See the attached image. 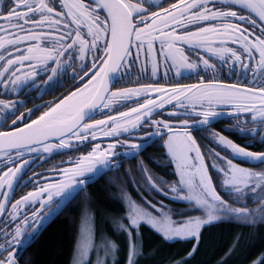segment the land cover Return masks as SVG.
<instances>
[{
	"label": "snow or ice",
	"instance_id": "1",
	"mask_svg": "<svg viewBox=\"0 0 264 264\" xmlns=\"http://www.w3.org/2000/svg\"><path fill=\"white\" fill-rule=\"evenodd\" d=\"M2 5L0 0V95L19 94L20 87L30 82L40 91L37 99H43L64 86L58 77L78 66L69 75L74 88L48 104L24 112L26 101L0 99V264H18L49 216L60 214L80 193L87 197V187L101 174L119 170V158H135L153 136L163 139L162 129L168 133L166 155L177 179L168 188L157 187L168 181L153 177L142 163L143 183L126 174L137 188L154 189L188 207L181 212L162 200L142 196L135 201L125 196L124 219L129 224L121 227L131 238L128 264H136L139 244L133 232L142 224L166 240H195L188 253L191 257L202 226L224 216L251 224L264 222V168L253 171L239 166L264 165V151H249L252 145L238 146L212 133V142L227 153L202 152L193 135L198 128L208 130L220 116L240 121L244 114L245 123L258 126L241 129L237 123L229 131L251 137L253 143L259 136L258 142L264 144L260 136L264 131V0H10L7 9ZM185 48L194 60H189ZM138 63L145 70L151 65L150 76L157 83L161 64L167 69L162 75L168 79L183 76L184 70L188 78L199 76L200 80L170 89L145 84L112 91L110 82L132 81V69ZM173 69L174 76H169ZM225 71L238 75L237 82L217 78ZM41 75L47 83L38 86L35 81ZM136 79L138 83L140 77ZM242 81L249 82L241 86ZM122 101L124 107L128 101L137 106L120 111ZM220 106L228 111H218ZM42 109L46 110L33 119ZM157 115L162 118L156 119ZM174 127L183 130L173 131ZM98 136L116 143L101 148ZM137 137L139 143H128ZM118 146L127 150L119 152ZM69 150H86L87 155L67 161L76 167L51 174L62 177L59 182H49L45 173L24 180L33 165L39 166L36 161L41 156L48 160ZM29 184L35 190L12 203L15 192ZM221 191L235 198L229 203ZM242 199H252L260 207L232 206ZM94 233L89 216L83 213L77 264H110L115 245L104 237L94 242ZM255 264H264V255Z\"/></svg>",
	"mask_w": 264,
	"mask_h": 264
},
{
	"label": "trees",
	"instance_id": "2",
	"mask_svg": "<svg viewBox=\"0 0 264 264\" xmlns=\"http://www.w3.org/2000/svg\"><path fill=\"white\" fill-rule=\"evenodd\" d=\"M165 147L157 141L148 145L135 158H122L118 171H107L86 189L84 193L68 202L67 210L54 219L42 232L30 249L24 264H71L74 249L79 239L81 216L87 213L95 230V239L108 237L118 244V258L115 264H127L130 241L120 234L121 226L129 224L124 217L125 196L135 201L141 197L154 202L162 200L169 208L184 212L185 202L170 200L154 189L137 188L129 182L126 173L141 183L143 173L141 163L155 175L169 178L171 165L167 163ZM111 181H114L112 183ZM231 201L235 198L224 195ZM246 204L249 210H255L252 199L241 200L236 206ZM234 205V206H235ZM200 216L201 212H191ZM187 215L184 219H187ZM175 219V217H174ZM140 253L136 264H255L264 255V222L251 224L242 219L226 217L202 227L199 245L194 255L188 256L196 244L195 240L162 238L147 224L140 227ZM125 231V230H124Z\"/></svg>",
	"mask_w": 264,
	"mask_h": 264
},
{
	"label": "flooded vegetation",
	"instance_id": "3",
	"mask_svg": "<svg viewBox=\"0 0 264 264\" xmlns=\"http://www.w3.org/2000/svg\"><path fill=\"white\" fill-rule=\"evenodd\" d=\"M5 9H7V7L10 6V0H3V5H2ZM165 6L167 7L168 5L165 4ZM185 54L189 55V50L187 48H185ZM204 58H208L206 55L204 56ZM159 59L162 60V57H160ZM195 57L192 55H189V60H194ZM210 63H219L218 61L215 60H210ZM78 65L74 64L72 69L68 70V74H64L61 77H58L59 79H62L65 81L64 86L60 87V88H55L54 89V94H47L43 96V99H37V97L40 95V91L38 89H33L32 85L30 82H26L24 85H22L20 87V92L19 94L16 93H12L11 95H0V99H3L6 103H15V101L20 100V101H26V107L21 109V111L26 112L27 109L29 108H33L36 105H40V104H48L54 100H56L58 97L63 96L64 93L68 92L69 89H73L74 88V82H71L69 80V75L71 73V71H73ZM202 67V65H201ZM150 68L151 65L149 64L147 66V69H143L140 66V63L137 64V66L135 68L132 69L133 72V79L132 81H128V80H124L123 82L117 83L115 85L112 86V91H117L120 90L124 87H139L141 85H145V84H154L157 87H165L170 89L171 87H175L177 86V84H181V85H187V84H195V83H199L200 77L199 76H192L191 78H188L189 73L187 71H183V76L181 77H176L175 79H168V77H165L162 75L163 72L167 71V69L164 67L163 64L160 65L159 68V72L161 73L159 81L157 83L156 78H153L150 76ZM141 73H144L145 75H148L147 79H144L141 76ZM175 73V69L172 70V72L169 73V76H174ZM203 74V73H202ZM212 73H208L207 76H211ZM137 77H140L139 82L137 83ZM218 79H222V81L224 83H236L237 79H238V75H230L227 71H225V73L223 74V76H218ZM36 85L38 86H43L44 84L47 83V77L41 75L40 77L36 78ZM249 81H242L241 86H244L246 83H248ZM154 95V94H153ZM128 106L124 107L123 104L124 102H120L119 110L120 111H128L130 109V107L132 106H137L134 101H128ZM166 108L170 109L171 105H167ZM46 110V109H42L41 112H37L36 116L33 117V119H35L36 117H38L40 114H42V111ZM199 110V109H197ZM218 111H228V109L225 106H220L219 108H217ZM105 112H107V110H104ZM113 114H116L115 112ZM166 115V113H165ZM243 115L242 114V118L240 121H235L232 119V117L230 115H224V116H220L217 119L213 120L211 127L208 130H204L203 128H198L195 132H193V135L195 136V138L197 139V143L199 145L202 144H207L209 146H212V133H218L219 135L224 136L226 139L231 140L233 143H235L238 146H244V145H252L251 147H249L247 150L249 151H264V147H262L258 141H259V136L256 137V143H253V140L251 137H242L238 134L237 131H229V129H232L234 127L235 124L239 123L241 126V129H251L254 130L258 125H254L252 123H245L243 120ZM96 118H106L103 115H98ZM156 119H161L162 117L157 115L155 116ZM174 122H175V118H171ZM92 122V121H89ZM182 122V121H180ZM189 123H192V119H189ZM183 129L179 128V127H174L173 131H182ZM153 131H155L153 129ZM162 132H164V138L160 139L159 136L154 140V142L152 144H154L157 141H163L167 138V130H161ZM154 137V136H153ZM120 139H124L123 137H121ZM96 142H99L101 145V148H105L107 146L108 143H116V140L114 139H109V138H105L103 136H98V140ZM139 138H134L131 141H128V143H139ZM72 143H76L75 140L72 141ZM95 143V142H94ZM127 149L125 148H120L119 146L117 147V151L119 152H124ZM222 152V154H226L227 152L223 151L224 149H218ZM201 151L204 152L205 150H203V147H201ZM83 153V151L81 150H76V151H72L69 150L66 153H62V154H58L55 156H52L50 159L45 160L44 156H41L39 158V160L36 161V164H38L39 166H35L33 165L32 169L25 174L24 176V180H28L30 177L39 174V173H45V177L49 180V182L51 183H55V182H59V179H62V177L60 176H56L55 178L52 177L51 174L56 173L58 170L61 169H66L69 168V165H65V167L62 166H58L63 160L67 161L68 157H74V156H78L79 154ZM31 158V157H29ZM120 160L122 159L119 158ZM206 159H208L206 157ZM54 161V162H53ZM89 162H86V164ZM45 177L41 178L40 182H43V179ZM35 190V186L34 184H29L27 186L22 187L21 189H19L18 191L15 192L14 198L12 199V203H15V201L17 199H19L21 196L26 195L27 192L29 191H34ZM67 205L68 202L66 203V206L64 208V210H62L60 212L63 213L67 210ZM10 207V206H9ZM37 208L39 207L38 205L36 206ZM53 207H55V205H53ZM45 215H47V213H44ZM58 214V215H60ZM58 215H55L53 218L52 216H49L45 221L44 224L46 223V221H48L50 218V222L42 229V232L46 229V227L54 220L58 217ZM32 231V229H28V232L30 233ZM41 234L38 236V238L41 236ZM35 239L34 242H32L29 246L26 247V249L23 251L22 253V259L18 260V264H24L25 259L30 251V249L32 248V246L35 244V242L37 241V239Z\"/></svg>",
	"mask_w": 264,
	"mask_h": 264
},
{
	"label": "rangeland",
	"instance_id": "4",
	"mask_svg": "<svg viewBox=\"0 0 264 264\" xmlns=\"http://www.w3.org/2000/svg\"><path fill=\"white\" fill-rule=\"evenodd\" d=\"M260 136H264V131H262L261 133H260ZM166 140H167V138L165 139V140H163V141H160L163 145H164V147H165V153H166ZM262 147H264V144H262L261 145ZM200 147H203V150H207V149H215V150H218L219 148H218V146L216 145V144H214L213 142H212V146H209V145H207V144H202V145H200ZM223 151H225V152H227V150H223ZM225 154V153H224ZM85 155H87V151L86 150H84L83 151V153H81V154H79L78 156H74V157H68L67 158V161H73V160H79L81 157H83V156H85ZM168 158V157H167ZM207 160L208 159H206V162H207ZM67 161L66 160H63L58 166H62V167H65V165H69V168H73V167H76V164H69V163H67ZM54 162V161H53ZM234 162H236V161H234ZM86 163V162H85ZM167 163H169V158L167 159ZM169 165H171V174H170V176H169V178H164V177H160V176H158V175H155L152 171H150L147 167H145V169H147V170H149V172L151 173V175L153 176V177H159L160 179H162V180H166V181H168V184H165V185H157V187H161V188H168L176 179H177V177L175 176V175H173V172H174V164H172V163H169ZM239 166L240 167H246V168H249L250 170H253V171H259L260 169H262V168H264V165H260V166H253V165H251V164H247V163H240L239 164ZM212 175L215 177L216 176V174H215V172H213L212 173ZM61 179H59V181H60ZM159 193V192H158ZM223 191H221V195H222V197L226 200V201H228L229 203L231 202V200L230 199H227L226 197H224L223 196ZM165 197V196H164ZM232 197H234V196H232ZM166 198H168V197H166ZM169 199V198H168ZM171 200V199H170ZM172 200H175V199H172ZM181 202H183V201H181ZM261 203H264V201H262ZM257 205H256V208L255 209H257V208H259L260 207V204H258V203H256ZM235 204H233L232 206L233 207H238V206H234ZM226 217H229V216H224V217H222L221 219H223V218H226ZM129 221V220H128ZM203 227V226H202ZM119 231V233L120 234H123V236L127 239V240H131V238L129 237V235H128V233H127V231H124V230H122V227L120 228V230H118ZM133 235L134 236H136L137 238H140L141 237V230H140V228H139V231L138 232H133ZM109 237V236H108ZM108 237L106 236V237H104V238H106L107 239V241H108V243L110 244V245H115V247H116V251H114V252H112L111 253V261H110V264H112V262H114V264L116 263V261H117V258H118V244H117V242H115V241H112L111 239H108ZM93 240H94V242H99L100 240H96L95 239V233H94V237H93ZM139 244V243H138ZM79 251H80V249H79V246H78V243L76 244V246H75V249H74V253H73V257H72V261H71V264H77V261L80 259V257H79ZM139 253H140V244H139V247H138V249H137V255H136V257L139 255ZM129 255H130V248H129V252H128V259H129ZM136 257H135V259H136ZM91 258H92V260L93 261H95V255L93 254L92 256H91ZM127 264H128V260H127Z\"/></svg>",
	"mask_w": 264,
	"mask_h": 264
},
{
	"label": "water",
	"instance_id": "5",
	"mask_svg": "<svg viewBox=\"0 0 264 264\" xmlns=\"http://www.w3.org/2000/svg\"><path fill=\"white\" fill-rule=\"evenodd\" d=\"M112 86H113V84L110 82V83H109V87H110V89H112ZM152 140H153V139H152ZM152 140H150L147 144L151 143ZM54 215H55V214H54ZM50 220H51V219H50ZM50 220L47 221V222L45 223L44 227L50 222ZM44 227H43V228H44Z\"/></svg>",
	"mask_w": 264,
	"mask_h": 264
}]
</instances>
